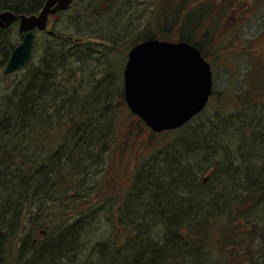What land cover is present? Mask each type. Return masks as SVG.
Here are the masks:
<instances>
[{
  "label": "rangeland",
  "instance_id": "rangeland-1",
  "mask_svg": "<svg viewBox=\"0 0 264 264\" xmlns=\"http://www.w3.org/2000/svg\"><path fill=\"white\" fill-rule=\"evenodd\" d=\"M1 1H18L25 7L22 2L27 5L29 0ZM211 1L202 5L201 0H119L110 12L99 11L104 15L100 20L94 14L99 0H75L66 13L51 19L47 30L36 31L32 60L25 69L8 76L4 74L6 54L23 36L19 23L0 33V145L5 136L11 153L21 152L23 158L20 167L12 163L0 171V229L10 233L0 249V263L31 264L48 236L55 239L62 232H73L74 240H68L71 243L65 253L46 264H135L128 250L130 237L147 238L151 243L161 239L160 227L158 222L140 221L136 213L128 216L126 200L153 195L155 186L146 185L152 174L160 177L157 188L176 180L174 169L167 168L177 157L172 150L183 155L194 141L203 144L225 135L218 151L227 149L225 159L244 174L238 181L242 189L227 188L224 193H231L218 199L217 207L226 201L230 207L244 199L243 215L208 207L212 202L209 190L218 192L219 181L224 180L226 172L220 171L224 153L216 154L212 148L189 163L183 161V167L190 166L196 176L192 189L180 195L188 207L197 209L182 219V233L187 236L194 230L197 237L189 242L202 241L201 250L192 253L185 246L174 255L181 260L190 258L189 264H264V51L259 53L264 49V0ZM225 15L241 23L236 40L249 45L251 52L244 53L236 69L216 71L214 99L191 123L200 131L153 134L137 120L124 98L123 69L131 41L143 35L171 41L189 35L197 41L207 23L209 31L203 37L209 39ZM49 30L58 34L55 39ZM105 33L113 35L116 43L99 38ZM80 36H85L86 45L79 46L74 56L61 58L57 52L52 57L47 52L51 44ZM252 56L263 59L253 60ZM43 60L47 66L39 71ZM258 92L260 101L255 100ZM26 102L33 107V118H23L18 133L7 136L11 123L3 120L2 110L8 108L13 114L17 107L24 113ZM78 106L86 114L96 115L90 128V117L69 120ZM39 131L38 142L32 144L33 133ZM3 152L0 149V157ZM138 168L149 174L148 180L142 174L146 178L137 182ZM192 222L200 229H193ZM230 224H244L245 228L233 235L216 228ZM139 228L145 231L138 232ZM172 257L157 264L180 261Z\"/></svg>",
  "mask_w": 264,
  "mask_h": 264
},
{
  "label": "trees",
  "instance_id": "trees-1",
  "mask_svg": "<svg viewBox=\"0 0 264 264\" xmlns=\"http://www.w3.org/2000/svg\"><path fill=\"white\" fill-rule=\"evenodd\" d=\"M20 1V0H19ZM43 1L44 0H33V3H30L29 1L27 2V5L24 4V2H22V5H24L25 7H21L18 4V1L16 4H8V3H4L0 0V11L1 9H7V10H11L13 12H15L16 14H33L35 13L38 9L41 8V6L43 5ZM119 0H99V5L96 7L95 10V16L98 17L100 20L103 19L104 15L101 17L100 12L103 13H107L110 12L118 3ZM100 11V12H99ZM66 13V12H64ZM99 15V16H98ZM6 29H0V33H4ZM58 34H56L57 36ZM56 36H52L53 39H55ZM111 36V37H108ZM85 36H80V37H67L65 38V43L64 42H60V44H52L51 49H49L50 46L47 47V52H52L50 53V55L52 57H55L54 55H52L53 53H57L60 52L62 54H68L69 56H74L75 55V51H79L78 47L79 46H83L86 45L85 42V38H83ZM142 37H144V39L147 37V35H143ZM100 39H103L104 41H106L108 44H113L116 43L115 38L113 35L111 34H107L105 33V35H103L102 37H99ZM98 38V39H99ZM147 38H156L154 36H149ZM184 40L191 42V37H189V35L187 37H183ZM62 39V38H61ZM63 40V39H62ZM143 41V39L138 38L135 39L133 41H131V44L129 46V48L133 45H135L136 43ZM68 44V46H67ZM13 47L10 51H8V53L6 54V60H8L10 53L13 51ZM4 50V49H3ZM74 50V51H73ZM69 51H72L71 53H68ZM8 56V57H7ZM43 66H47L46 63H48L47 61L43 60ZM7 62V61H6ZM49 65V64H48ZM40 89H44L43 87L45 86V83L40 84ZM27 102L25 103V109L26 111H24V113H22L17 107L15 108L13 114H10V111L8 112V108H6V110H2L3 113V120L6 121H10L11 123V127L9 128V131L6 132L7 136H14L18 133L19 129L21 128L19 125V123L22 121L23 118H25L26 116H28L29 118H33L31 116H33V107H31L30 105L27 106ZM18 106V105H16ZM28 107V108H27ZM96 115L93 114H86L84 111H82L80 109V106H78L76 111H73V115L69 120H75L79 121L80 117L81 118H86V117H90L88 119L89 123L87 124L88 127H91V124H94V119L93 117H95ZM201 117V116H200ZM200 117H198L197 119L195 118L193 120L197 121ZM96 118V117H95ZM35 122H38V124H40V121L38 119H36ZM191 122V123H193ZM87 123V122H86ZM191 123L187 124L185 127H183L182 129L178 130L179 131V135L184 131H189L190 129L192 130H199L200 131V127L196 128L194 127ZM142 125V124H141ZM40 132L37 133H33L32 139L30 140V142H32V144L38 142V138L40 135ZM178 135V134H176ZM178 135V136H179ZM178 136L175 139H178ZM8 137V138H9ZM81 136H79L80 138ZM227 138V136L223 135L222 137L219 136L214 138L212 140V142H214L216 139V144L214 142V147L212 146V142H210L209 140L203 141V146L200 144L199 141H194L195 144H193L191 146L190 151L186 154L180 153L179 150H172L173 154H175L177 157H175V163L174 164H170L167 168L168 169H174V174L177 176L176 180H173V182H168L167 184L164 185V187H159L157 188V186L159 185L157 183V181H159L160 177L154 176V174H152L151 179L149 180V183L146 182V185L148 186L149 184L151 186H155V192L152 195L150 194H146V197L142 198H136L133 197V199H127L124 208L127 211L128 216L133 217L134 215H138L140 218V221L142 222H158V226L160 227L157 232L159 233V235L161 236V239L159 237H157V239L155 238V241L152 240L151 243H149L150 241H148L147 238L143 239L142 241L140 240L141 237L138 238H133L132 236L130 237L131 242H129V248L128 250L130 251V255L131 258L134 260L135 259V264H157L161 261H166V263L169 261V259L173 258L172 256H174V259L176 260H180L177 264H189L190 262V258H187L186 260H181V258H176L174 255L177 252V249L179 248H184L185 246H187V248L193 253L195 251H199L201 250V239H199V244H194V243H190L189 241L192 239H195L194 237H197L194 234V230L191 231L190 235L184 236V234L182 233V226H181V221L182 219L186 218L185 216H190L193 213L194 210H196L197 208L192 205V207H188L187 203L188 201L182 197L180 195L181 191H188L189 189H192V186L194 185V181H195V174L193 173V169L189 167H183V161H185L186 163L191 162L192 158H199L204 152H207L209 150H211L213 148V151H217L216 154L222 155L224 153V161L221 164V172L225 171L226 173H224L223 177L224 180L221 179L219 181V186H217L218 188V192L216 190L210 189L209 190V194L211 195V204L208 206L210 207V209L216 210L222 208V212L224 213H234L235 215H243L242 211L244 210V199L239 200V201H235V203L233 205H230V207H227V205L229 204V202H225L222 204V206H218L217 207V200L221 199L222 200V196L227 195L228 193L230 194V192L228 193H224V191H226L227 188H235V191H239L242 189V186L240 185V182L238 183L239 179L243 178L242 175L244 174L242 171H240L241 169H238V167L234 166V162H230L228 160L225 159V155L228 152L227 149L225 150H221L218 148H223V144L220 141L221 139ZM86 140V138H85ZM83 140V141H85ZM40 142V140H39ZM7 139L5 136H3V140L1 141V145H0V149L1 151H4V155L3 157H0V163L1 167H0V171L3 170L5 168V165L7 164H12V163H16L19 166V162L21 163L23 160L22 155H20V153L13 155V150L11 151L9 146L7 145ZM191 144H189L190 146ZM84 145L80 146V148H84ZM218 146V148H217ZM12 152V153H11ZM8 157H10L11 159H7ZM177 158V159H176ZM20 167V166H19ZM146 167H144L145 169ZM144 169L137 170V174L135 175L137 178V182L138 181H144V179L146 177L147 180L149 179V174L147 172H145ZM178 170V171H176ZM49 171V170H48ZM147 173V174H146ZM33 174V173H31ZM142 174H144L146 177H141ZM141 175V176H140ZM30 176V175H29ZM31 177V176H30ZM43 177H45V175H43ZM1 178V177H0ZM46 178V177H45ZM46 181V179H44ZM43 180V181H44ZM146 180V181H147ZM225 186L224 190L222 191L221 189H223V187ZM29 188H32V185L29 186ZM28 188V189H29ZM237 188V189H236ZM27 189V192H28ZM29 189V190H30ZM222 191V192H221ZM234 191V192H235ZM223 193V194H222ZM228 194V196H229ZM223 196V198H224ZM132 198V197H131ZM133 202V203H132ZM11 213V212H10ZM136 213V214H135ZM12 215V213H11ZM230 216V214L228 215ZM234 216V215H233ZM14 217V216H13ZM11 219V218H9ZM141 222V223H142ZM139 224L140 227H143L142 224ZM211 225V223L209 222L208 224H206V226ZM191 226L194 228H198L200 229V226H197V222L191 223ZM203 226V225H202ZM164 228V230L162 228ZM204 228V227H202ZM218 229H220V232H232L233 234H239L241 231L244 230L245 226L244 224H230V226H226V227H216ZM145 231V228L142 230L141 228H139L138 232H143ZM162 234V235H161ZM74 233L71 232H62L59 235H57V237L54 239L53 237L48 236V238H46V243L43 245L42 249H40L35 256V260L33 259V261L31 264H46L48 262H50L51 260L53 261L55 258H59L61 255H63L66 251V249H68L69 247H67L66 245L71 243L74 239ZM143 237V236H142ZM190 237H192L190 239ZM10 238V233L8 230H1L0 229V249L3 247V245H5V241L9 240ZM71 239V242H68V240ZM198 239V238H196ZM224 242L227 243L228 239L224 238ZM198 241V240H197ZM8 245V244H7ZM6 246V245H5ZM132 246V247H131ZM189 259V260H188ZM117 261V260H116ZM29 263V262H28ZM165 263V264H166ZM2 264V263H0ZM172 264V263H169Z\"/></svg>",
  "mask_w": 264,
  "mask_h": 264
},
{
  "label": "water",
  "instance_id": "water-1",
  "mask_svg": "<svg viewBox=\"0 0 264 264\" xmlns=\"http://www.w3.org/2000/svg\"><path fill=\"white\" fill-rule=\"evenodd\" d=\"M74 0H47L38 15L0 13V28L20 21L24 40L14 49L6 75L25 67L35 45V29L44 30L50 15L67 10ZM210 64L187 42L150 39L131 48L124 69L125 101L137 117L156 133L177 130L207 106L213 81Z\"/></svg>",
  "mask_w": 264,
  "mask_h": 264
},
{
  "label": "flooded vegetation",
  "instance_id": "flooded-vegetation-1",
  "mask_svg": "<svg viewBox=\"0 0 264 264\" xmlns=\"http://www.w3.org/2000/svg\"><path fill=\"white\" fill-rule=\"evenodd\" d=\"M225 1V0H224ZM202 5L213 3L211 0H201ZM199 4V2H198ZM222 5L218 6V12H221ZM237 18L231 19L229 16H224L219 25V28L211 35V38L204 39L203 35L206 33L205 31H209L208 23L203 27L204 31L198 35V40L193 41V44L201 51L204 58L210 63L211 68L213 70V74L218 69H227L231 71V69H236L238 61L244 57L245 52H251L250 46H242L238 43V28H241V23L236 21ZM237 30V31H233ZM237 41V43L235 42ZM263 50H260L259 53L263 54ZM232 56V57H231ZM246 57H249L246 55ZM253 60L262 61L263 56H258ZM256 69V65H255ZM258 98H255L256 101H260V93H257ZM237 101V99L234 97ZM260 105V104H259Z\"/></svg>",
  "mask_w": 264,
  "mask_h": 264
},
{
  "label": "bare ground",
  "instance_id": "bare-ground-1",
  "mask_svg": "<svg viewBox=\"0 0 264 264\" xmlns=\"http://www.w3.org/2000/svg\"><path fill=\"white\" fill-rule=\"evenodd\" d=\"M30 1H31V2H30ZM29 2H30V3H33V0H29ZM51 46H52V44L50 45L49 49H51ZM73 51H74V50H73ZM71 52H72V51H69L68 53H71ZM74 53H75V52H74ZM61 55H62L61 58H63V57L66 56V54H62V53H61ZM44 67H45V66L42 65V68H41L39 71H42ZM113 255H114V254H113Z\"/></svg>",
  "mask_w": 264,
  "mask_h": 264
}]
</instances>
